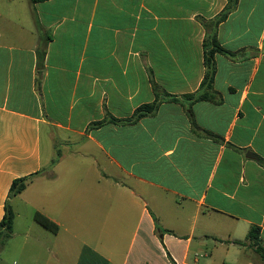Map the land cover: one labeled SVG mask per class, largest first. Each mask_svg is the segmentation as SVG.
Masks as SVG:
<instances>
[{
    "label": "crops",
    "instance_id": "1",
    "mask_svg": "<svg viewBox=\"0 0 264 264\" xmlns=\"http://www.w3.org/2000/svg\"><path fill=\"white\" fill-rule=\"evenodd\" d=\"M227 4L0 0L13 264H264L235 244L256 227L264 249V0L216 24ZM209 34L229 52L213 55L215 99L168 100L199 89Z\"/></svg>",
    "mask_w": 264,
    "mask_h": 264
},
{
    "label": "trees",
    "instance_id": "2",
    "mask_svg": "<svg viewBox=\"0 0 264 264\" xmlns=\"http://www.w3.org/2000/svg\"><path fill=\"white\" fill-rule=\"evenodd\" d=\"M29 1L34 4V3L44 2L47 0H29ZM236 3H237V0H228V4L226 8L215 19V23L218 24L219 22L223 21L227 17V15L233 10ZM203 47L205 49L204 50L205 74H204V77L200 84L199 89L192 94L184 95L181 97H173V98H169L168 100L178 102V103L191 104L195 101H203V100L213 101L215 99V92L213 90V77H214L213 55L216 52L225 53V54H228L229 52L223 50L217 44L215 34H209L207 36V38L203 42ZM39 53H44V51L41 49ZM157 107H158V101L150 105H144V106L139 107L135 111L133 119L130 121H136L142 117L154 114L157 110ZM28 179L29 178H20V179L14 180L9 189V197H13L21 193L24 190ZM13 219H14V214L12 210L9 208V206L6 205L5 214L0 222V238L3 234H4L3 236L4 239L8 240L10 238L11 233H12V227H13ZM34 220L42 227L49 229V230H54V228L48 222V220L40 216L39 214H35ZM258 232L259 231L256 227L250 228L245 240L236 241L235 244L240 247H244L245 249L247 248L252 249L256 247L255 252L259 255L261 259L264 260V249L258 246ZM172 264H175V263L172 262Z\"/></svg>",
    "mask_w": 264,
    "mask_h": 264
},
{
    "label": "rangeland",
    "instance_id": "3",
    "mask_svg": "<svg viewBox=\"0 0 264 264\" xmlns=\"http://www.w3.org/2000/svg\"><path fill=\"white\" fill-rule=\"evenodd\" d=\"M4 234L0 238V244L4 246L0 250V257L4 259V263L0 264H13V239H4Z\"/></svg>",
    "mask_w": 264,
    "mask_h": 264
}]
</instances>
